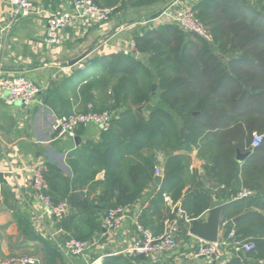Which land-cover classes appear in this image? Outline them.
Returning <instances> with one entry per match:
<instances>
[{
	"label": "trees",
	"instance_id": "1",
	"mask_svg": "<svg viewBox=\"0 0 264 264\" xmlns=\"http://www.w3.org/2000/svg\"><path fill=\"white\" fill-rule=\"evenodd\" d=\"M253 1L197 0L193 10L209 29L211 42L173 24L148 30L134 39L141 56L112 54L99 65L100 74L81 86L84 102L114 114L111 127L102 131L98 142L71 153L77 182L104 172L103 180L95 184L100 186L101 217L110 207L134 204L151 184L155 189L148 209L156 219L162 221L170 214L167 197L172 204L179 201L188 218L199 217L211 204L209 194H182L189 157L174 153L183 147L195 149L205 171L209 173L210 167L219 183L229 186L241 181L243 188L253 192L227 202L222 212L224 236L233 227L234 241L254 243V249L244 253L248 263L264 260V0ZM92 90L98 92L99 106ZM157 100L162 105L144 116L145 104ZM253 133L263 136L256 147L250 145ZM239 151L251 152L241 167L236 158ZM160 153L165 159L156 184L154 169ZM55 173L47 167V192L54 201L66 198L69 207H93L88 199L79 202V194H68L66 189L57 200L62 189ZM172 215L177 216L174 209ZM237 215L240 218L232 224ZM141 223L146 227L143 218ZM124 260L107 254L101 264ZM226 264L244 263L234 251Z\"/></svg>",
	"mask_w": 264,
	"mask_h": 264
},
{
	"label": "crops",
	"instance_id": "2",
	"mask_svg": "<svg viewBox=\"0 0 264 264\" xmlns=\"http://www.w3.org/2000/svg\"><path fill=\"white\" fill-rule=\"evenodd\" d=\"M30 1L35 11L17 19L5 33L0 59L4 75H27L39 89L36 100L30 106L20 103L8 105L4 93L0 95V264L15 255L30 257L33 262L28 264H101L106 251H120L130 244L136 235L135 223H141L142 218L153 233L160 232L161 220L156 219L148 209V200L155 187L151 184L144 190L141 198L131 205L128 218L116 232H106L100 220L103 206L97 200L100 186L95 185L103 180V170H99L92 179L86 177V181L77 182L70 163L73 160L71 153L86 143L98 142L102 130L90 124L77 127L74 138L52 140L51 120L54 115L85 111L87 104L93 107L92 103L84 102L81 86L89 78L97 77L102 70L99 65L105 63L110 55L121 53L131 40L148 30L169 24L164 17L154 21L146 20V17L160 13L171 0H93L101 6L116 5L117 9L104 23L73 21L61 31L58 45H47L43 41L46 19L49 13L72 10V0ZM186 1L192 6L197 2ZM11 7L12 0H0V27L8 23ZM156 87L153 83L152 90ZM91 93L97 98L94 104L99 106L98 92L92 90ZM156 105L162 103L158 100L157 103H146L144 116ZM174 153L189 157L182 194L205 191L209 194L211 204L202 212L201 218L206 219L207 211L215 207H221V214L227 202L238 200L231 198L243 188L241 181H233L229 186L219 183L210 167L209 173L205 171L195 149L186 151L183 147ZM238 154L244 156L242 161H238L241 167L251 157V152L239 151L236 158ZM164 159L160 153L155 167L160 170L158 176L161 178ZM39 162L46 163L56 172V180L62 189L61 194H56L57 200L64 197L66 189L68 194L74 191L79 194V202L88 199L93 207L71 204L68 214L61 220L45 214L42 205L35 199L31 172L24 168ZM78 185L83 186L76 188ZM235 188L236 193L233 192ZM165 201L181 217L180 202L172 204L168 197ZM235 218L238 221L240 216L232 218V224L237 222H233ZM189 226L183 222L178 248L171 255L157 259L117 255L125 258L123 264H206L203 259L193 257L196 241L189 233ZM184 228L186 231H183ZM224 233L225 228L219 226L218 237ZM67 237L92 239L97 244L84 256L64 257L57 249V243ZM233 252L229 248L226 258L215 264L228 263ZM242 260L244 264H250L246 258Z\"/></svg>",
	"mask_w": 264,
	"mask_h": 264
},
{
	"label": "built area",
	"instance_id": "3",
	"mask_svg": "<svg viewBox=\"0 0 264 264\" xmlns=\"http://www.w3.org/2000/svg\"><path fill=\"white\" fill-rule=\"evenodd\" d=\"M117 6H101L93 0H72V10L62 12L49 13L46 19L44 43L47 45H58L60 43L61 31L75 20H88L92 22H107L113 15ZM35 11V7L30 0H12L10 19L6 25L0 27V59L3 48V36L10 29L11 25L17 19L27 17ZM164 17L169 23L177 26L181 31L194 34L207 42L212 41V35L209 29L196 17L193 6L186 0H171L159 15L152 19ZM125 55L140 56L139 51L135 47L134 40L128 43V46L122 50ZM39 89L36 83L27 75H4L0 71V95L4 93L5 103L12 105L20 103L22 106H30L35 100ZM114 114L109 110H95L91 104H87L85 111L74 110L72 112L54 115L50 124V133L52 140H58L62 137L74 138L75 130L80 126L90 124L96 125L102 131H106L111 127ZM262 135L258 133L252 134L251 147H256L262 141ZM25 170L31 172V185L34 191L35 199L42 205L44 213L52 216L56 220H61L69 212V203L66 199L54 201L49 195L48 183L45 178L47 165L39 162L32 167H24ZM155 175H160V170L155 169ZM252 194L247 188H241L231 198L237 200ZM131 205H116L106 210L100 218L103 228L108 233L116 232L126 221L129 216ZM170 214L165 216L161 221V229L159 233H153L151 229L136 222V235L133 240L120 251L111 254H123L127 257L141 256L144 258L157 259L159 257L168 256L178 248V238L181 233V221L188 225L194 219H190L184 214L180 216ZM204 213L199 215L201 218ZM226 222L221 221L220 227H225ZM193 237V236H192ZM196 246L193 251V257L203 259L206 264H215L223 261L227 256V250L232 248L236 252L243 254L254 249V243L249 240L234 241L235 233L230 229L227 236L217 237L215 241H205L197 237H193ZM97 241L92 239H78L75 237H67L63 241L57 243V249L64 257H81L84 256ZM229 257V256H228ZM33 260L30 257L10 256L2 261V264H28ZM258 264H263L264 260H257Z\"/></svg>",
	"mask_w": 264,
	"mask_h": 264
},
{
	"label": "water",
	"instance_id": "4",
	"mask_svg": "<svg viewBox=\"0 0 264 264\" xmlns=\"http://www.w3.org/2000/svg\"><path fill=\"white\" fill-rule=\"evenodd\" d=\"M159 15V13H156L154 15L146 17V20H152L156 18ZM0 67V71H1ZM155 87V85L153 86ZM243 155L238 154L237 160L242 161ZM2 178V175L0 173V179ZM160 176H155V182L159 184L160 182ZM220 208L221 207H215L207 211V217L206 219L198 218L194 219L190 226H189V233L193 235L194 237H197L201 240L205 241H215L218 237V229L222 218V213L220 214ZM237 218L233 219V222H236ZM222 236V235H221ZM219 236V237H221ZM107 254H111L112 251L108 250L106 251ZM237 256L244 259V254L242 252H237Z\"/></svg>",
	"mask_w": 264,
	"mask_h": 264
},
{
	"label": "rangeland",
	"instance_id": "5",
	"mask_svg": "<svg viewBox=\"0 0 264 264\" xmlns=\"http://www.w3.org/2000/svg\"><path fill=\"white\" fill-rule=\"evenodd\" d=\"M253 1V0H252ZM251 0H250V2H252ZM252 3H255L254 1L252 2ZM104 110H107V109H104Z\"/></svg>",
	"mask_w": 264,
	"mask_h": 264
}]
</instances>
